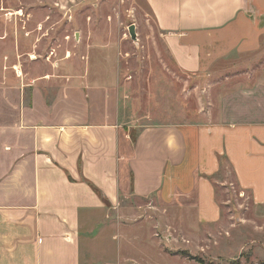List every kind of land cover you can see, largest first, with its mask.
<instances>
[{"label":"crops","instance_id":"1","mask_svg":"<svg viewBox=\"0 0 264 264\" xmlns=\"http://www.w3.org/2000/svg\"><path fill=\"white\" fill-rule=\"evenodd\" d=\"M144 1L183 74L211 76L224 63L253 71L264 58V0ZM29 37L26 54L11 51L26 55L17 77L0 62V264H98L83 250L128 241L111 217L132 197L217 229L224 162L264 205V61L253 80L229 84L216 115L144 124L109 64L54 60V49L39 60L41 36Z\"/></svg>","mask_w":264,"mask_h":264},{"label":"rangeland","instance_id":"2","mask_svg":"<svg viewBox=\"0 0 264 264\" xmlns=\"http://www.w3.org/2000/svg\"><path fill=\"white\" fill-rule=\"evenodd\" d=\"M28 33L29 39L41 36L39 60L54 49V60H70L72 54L81 67L90 61L95 71L109 64L113 76L126 81L121 92L135 103L134 118L144 124L158 123L165 114L175 121L194 120L211 110L216 115L218 97L229 84L253 80L264 61L253 71L224 63L205 77L177 71L144 0H0V62L15 77L14 65L25 64L26 55L14 60L11 51L16 44L24 54L33 48L35 40H25ZM88 50L92 57L86 60L82 54ZM102 75L95 72L96 78ZM218 181L223 226L201 227L180 209L167 211L155 199L132 197L122 202L125 215L111 217L123 222L128 241L95 244L83 250L84 256L89 251L98 264H264V205H256L251 193L238 186L227 162Z\"/></svg>","mask_w":264,"mask_h":264},{"label":"water","instance_id":"3","mask_svg":"<svg viewBox=\"0 0 264 264\" xmlns=\"http://www.w3.org/2000/svg\"><path fill=\"white\" fill-rule=\"evenodd\" d=\"M130 33H131L132 38L135 39L136 33H135V26L134 25L130 27Z\"/></svg>","mask_w":264,"mask_h":264},{"label":"trees","instance_id":"4","mask_svg":"<svg viewBox=\"0 0 264 264\" xmlns=\"http://www.w3.org/2000/svg\"><path fill=\"white\" fill-rule=\"evenodd\" d=\"M132 137H133V139L135 140L136 137H135V136H132Z\"/></svg>","mask_w":264,"mask_h":264},{"label":"built area","instance_id":"5","mask_svg":"<svg viewBox=\"0 0 264 264\" xmlns=\"http://www.w3.org/2000/svg\"><path fill=\"white\" fill-rule=\"evenodd\" d=\"M18 75V74H17Z\"/></svg>","mask_w":264,"mask_h":264}]
</instances>
